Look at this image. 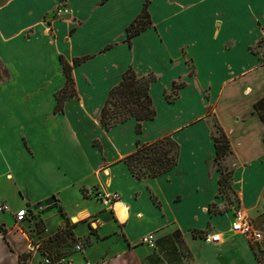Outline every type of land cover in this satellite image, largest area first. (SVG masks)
<instances>
[{
    "label": "crops",
    "instance_id": "1",
    "mask_svg": "<svg viewBox=\"0 0 264 264\" xmlns=\"http://www.w3.org/2000/svg\"><path fill=\"white\" fill-rule=\"evenodd\" d=\"M59 8L68 13L55 17ZM263 41L264 0H0V205L10 209L0 264L41 257L34 242L53 231L31 235L15 214L49 202L82 246L69 264H264L263 123L253 114ZM127 71L154 79L156 117L106 129L100 113ZM212 116L231 142L235 204L221 196ZM165 137L178 164L138 178L127 159ZM89 188L120 197L106 206ZM237 211L259 242L232 231Z\"/></svg>",
    "mask_w": 264,
    "mask_h": 264
},
{
    "label": "trees",
    "instance_id": "2",
    "mask_svg": "<svg viewBox=\"0 0 264 264\" xmlns=\"http://www.w3.org/2000/svg\"><path fill=\"white\" fill-rule=\"evenodd\" d=\"M133 73L134 72L132 71H127L123 77L122 82L110 92L109 98L99 116L100 124L104 128L109 129L131 118H135L138 122H143V121L152 120L156 117V110L153 106L152 99L149 95V86L151 82L154 80L152 77L151 78L142 77L139 79L133 78V80H136L137 83H141V84L144 83L146 86L145 91H146V95L148 98V102L143 103L142 107L144 109L142 111L135 112L132 110H127V112L125 113H121L118 111L111 112V106L116 105L117 107H120V106H124L128 104H135L138 102V96L141 92V89L139 87H135L136 86L135 83L130 82V79L132 78ZM71 87H72V81H71V78L68 76L66 89H71ZM66 89H64L63 95H61L58 98L59 103L65 100L66 93H67ZM253 114L257 115L260 121L264 125V96L260 98L254 104ZM214 143H215V149H216V163H217V166L220 167L221 163L224 162L226 158L233 153L232 148H231V142L229 138L227 137V135L224 133V131L221 130L219 136H214ZM165 146L167 148L164 149ZM148 148L154 149V152H153L154 155L153 157L145 158V159H148L149 161L145 163L146 169L144 172L141 171L142 167L140 170L141 172L140 171L136 172L135 171L136 166L134 165V160L144 150ZM178 158H179V145L172 138L165 137L149 146L139 149L135 154H133L127 159V164L132 170V172L138 178H143L144 176L157 177L161 174H164L174 169L176 165L178 164ZM142 159L144 158L141 157V159H139L138 161L141 162ZM227 169L228 167H226V170ZM229 173L232 174V171H230ZM222 180H223V177H222V173L220 170V187L221 188H222ZM21 264H24V263H21Z\"/></svg>",
    "mask_w": 264,
    "mask_h": 264
},
{
    "label": "rangeland",
    "instance_id": "3",
    "mask_svg": "<svg viewBox=\"0 0 264 264\" xmlns=\"http://www.w3.org/2000/svg\"><path fill=\"white\" fill-rule=\"evenodd\" d=\"M253 52L257 54L260 60H263L264 63V41L259 43L254 49ZM8 78L6 72H4L0 67V84L4 82ZM133 78H140L138 74L133 73L130 82L135 83V87H139L141 92L138 96V102L135 104H128L124 106L117 107L116 105L111 106V112H121L125 113L127 110L132 111H142L144 108L142 107L143 103L148 102V98L146 95V86L144 83H137L136 80ZM264 96V95H263ZM262 96V97H263ZM261 97V98H262ZM120 100V99H119ZM258 101V100H257ZM140 103V104H138ZM254 111V110H253ZM255 115V114H254ZM257 116V115H255ZM211 126L213 130V138L214 136H219L220 131L223 130L219 122L217 121L216 117L212 116L211 118ZM263 142H264V125H263ZM167 148L166 146L164 149ZM154 149L148 148L144 150L135 160L134 165L135 171L139 172L142 167V172L145 171V163L149 160L145 159L147 157H153ZM231 156V155H230ZM143 157L141 162L138 160ZM237 166V163H233ZM226 167L228 169L226 170ZM219 171L221 170L222 173V188H221V196L225 198L229 203L233 202L236 203L237 199L232 192L231 188V179L232 174L229 173L232 169L227 165L224 161L221 163L220 167L218 166ZM140 171V172H141ZM53 202L45 203L38 205L37 211L31 212L27 218L29 233L31 235L40 234L45 235L47 234L48 228H50L53 232L49 234V237L40 236V240L35 241L36 249L41 257L35 262V264H45V259L48 258L51 264H56L61 260L67 261V258L72 256L75 253V247L78 245L77 238L75 237L73 227L74 225L70 222L64 215L61 209L55 207ZM40 207H44L43 210H40ZM54 207V208H53ZM238 212V211H237ZM53 217H58L57 219ZM208 233V232H205ZM204 233L201 235L203 238ZM80 254V253H78ZM80 258V256H78ZM63 264V263H62ZM66 264V263H64Z\"/></svg>",
    "mask_w": 264,
    "mask_h": 264
},
{
    "label": "built area",
    "instance_id": "4",
    "mask_svg": "<svg viewBox=\"0 0 264 264\" xmlns=\"http://www.w3.org/2000/svg\"><path fill=\"white\" fill-rule=\"evenodd\" d=\"M68 10L66 8H59L54 11L55 17H62L63 15L67 14ZM86 194L88 196H94L96 194L95 189L89 188L86 190ZM97 196L101 197L103 203L106 206H111L113 205L118 199H119V194L118 193H113V194H106L102 196L101 194H96ZM44 207H40V210H43ZM9 206L7 204L0 205V213L8 212ZM30 215L29 209L26 210H21L15 214L16 221L21 223L27 220L28 216ZM232 231L241 234L245 237H247L249 240L252 242H259L263 238V234L259 231H256L253 229L251 220L247 215L242 213L241 211H238L235 213V219L232 224ZM203 239L207 243H218L221 240V236L219 234H211V233H204ZM156 241L154 235H148L142 239L143 244H149L152 245ZM76 251H82V246L81 245H76L75 247ZM45 264H51L50 260L48 258L45 259ZM69 264V262H66L64 259L57 262L56 264ZM90 264V263H86Z\"/></svg>",
    "mask_w": 264,
    "mask_h": 264
}]
</instances>
